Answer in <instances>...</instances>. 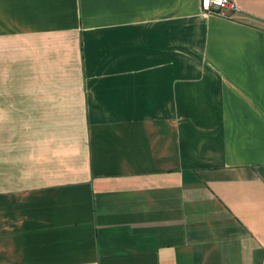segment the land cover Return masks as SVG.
I'll return each mask as SVG.
<instances>
[{"label": "crops", "instance_id": "obj_1", "mask_svg": "<svg viewBox=\"0 0 264 264\" xmlns=\"http://www.w3.org/2000/svg\"><path fill=\"white\" fill-rule=\"evenodd\" d=\"M0 0V264H261L264 0Z\"/></svg>", "mask_w": 264, "mask_h": 264}, {"label": "built area", "instance_id": "obj_2", "mask_svg": "<svg viewBox=\"0 0 264 264\" xmlns=\"http://www.w3.org/2000/svg\"><path fill=\"white\" fill-rule=\"evenodd\" d=\"M199 10L202 14H214L226 19H233L238 7L232 0H199ZM264 264V257L261 259Z\"/></svg>", "mask_w": 264, "mask_h": 264}]
</instances>
